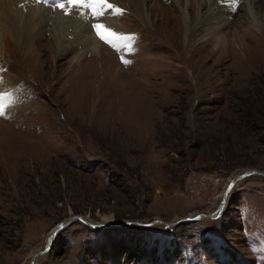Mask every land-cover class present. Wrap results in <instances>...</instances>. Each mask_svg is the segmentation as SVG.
I'll list each match as a JSON object with an SVG mask.
<instances>
[{"label": "rangeland", "instance_id": "1", "mask_svg": "<svg viewBox=\"0 0 264 264\" xmlns=\"http://www.w3.org/2000/svg\"><path fill=\"white\" fill-rule=\"evenodd\" d=\"M234 1L215 8L228 19L208 39L198 0L181 2L189 31L173 0H146V23L104 9L134 39L113 47L92 18L98 49L79 66V50L59 55L50 32L24 51L4 41L0 264H30L72 216L116 225L198 215L173 227L76 221L35 264H264V177L238 182L218 213L235 177L264 173V0L258 16Z\"/></svg>", "mask_w": 264, "mask_h": 264}, {"label": "bare ground", "instance_id": "2", "mask_svg": "<svg viewBox=\"0 0 264 264\" xmlns=\"http://www.w3.org/2000/svg\"><path fill=\"white\" fill-rule=\"evenodd\" d=\"M173 1L178 5L184 16L186 30L189 31L191 23L187 17L189 16L190 18L191 14L187 13L188 8L181 3H187L189 0ZM40 2L36 0H0V56H2V49L6 39L8 42L15 44L21 51H24L27 48H35L36 43L43 39L44 34L50 32V36L53 38V43L56 44V51L59 55H65L70 48H77L79 50L80 56L77 57L78 60L76 61L79 66L82 57L87 54L90 49H94L95 47V36H93L91 32L89 24L94 18H96V20L97 18L99 19L101 22H99V24L103 25L100 31L103 32L112 43H118L120 33H128L119 22L112 20V15L116 12L114 11L113 14L106 13L104 9L107 8L101 9L102 15L99 17H95L93 13L90 14L89 9L83 7L73 8L69 14H65L64 11L58 9L55 10L56 13L54 14L51 8L53 6H46ZM107 2L114 6L113 9H121V13L123 14H133L144 23L148 20V14L145 8L146 0H124L123 2L127 5L131 4V9H127V11L126 7L122 6L123 2H119L118 0H107ZM198 2L199 22H206V27H208L205 38L208 39L211 34L221 35V23H226L228 17H218L215 13V8H218L217 6L220 2H223L226 6H233L237 2L234 0H202V3L198 0ZM244 2L251 14L258 16L255 7V2H257V0H244ZM207 3L208 5H206ZM204 6L209 9V16L206 17L207 19H205V16L201 13V8ZM65 7L67 8L68 6ZM51 24L53 25L51 26ZM50 27L51 30L49 31ZM109 33H115V36ZM96 49L98 48H95L94 51ZM96 52L98 53V51ZM99 56L100 54L98 53L95 57ZM18 95V98H22L20 93ZM2 127L3 126L0 124V129H3Z\"/></svg>", "mask_w": 264, "mask_h": 264}, {"label": "water", "instance_id": "3", "mask_svg": "<svg viewBox=\"0 0 264 264\" xmlns=\"http://www.w3.org/2000/svg\"><path fill=\"white\" fill-rule=\"evenodd\" d=\"M255 175H259V176H263L264 177V173L257 171V170H248L243 172L242 174H240L239 176L235 177L229 184L228 189L226 190V193L224 195V201L222 202L220 208H219V212L222 213L223 208H224V203L226 201V198L228 196V194L230 193V191L233 189V187L240 181H242L245 178L251 177V176H255ZM204 215H198L194 218H186L184 220H180L177 221L175 223H167V222H153L150 224H140V223H120V224H116V225H104L102 226V224L100 225H93L90 222H88L85 218L81 217V216H72L70 217L67 221L60 223L59 225H57L54 230L51 232L50 237H49V242L46 246V249L44 250V252L39 253L38 255H36L30 264H35L36 259L42 255H44V253H47L49 250H51L54 246L55 240L57 235L63 231L64 229H66L68 226H70L71 224H73L76 221H80L94 229H108V228H120V227H127V226H132V227H140V228H149V227H153L155 225H164L166 227H173V226H177L180 224H187V223H194V222H200L203 221L204 219Z\"/></svg>", "mask_w": 264, "mask_h": 264}, {"label": "snow or ice", "instance_id": "4", "mask_svg": "<svg viewBox=\"0 0 264 264\" xmlns=\"http://www.w3.org/2000/svg\"><path fill=\"white\" fill-rule=\"evenodd\" d=\"M66 3L68 5V7H65V3L64 2H60L54 5V7H57L59 9H61L62 11L65 12V14H69V12L76 7H83V8H87L90 9L93 13V15L95 17H99L100 15H102V11L101 9L103 8H107V9H113V5L108 3L107 0H66ZM23 6V5H21ZM115 12L120 13L121 9L119 8H115L114 9ZM93 27L97 30V35L104 40L106 43H110L112 44L113 47H116V44L112 43V41H110L103 32L100 31V29L103 27L102 24L96 23L93 24ZM107 31V30H105ZM112 36H115V33H109ZM118 39L120 40H132L134 39V37H119ZM129 47V50L131 51V45H127ZM122 62L125 64L130 63L131 61L125 60L122 57ZM4 97H0V100H3ZM4 113V109L3 106L0 105V116H3Z\"/></svg>", "mask_w": 264, "mask_h": 264}]
</instances>
